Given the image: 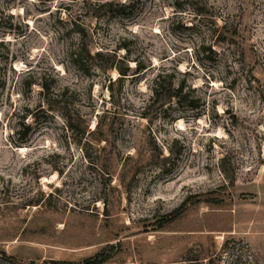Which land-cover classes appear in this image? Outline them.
Returning a JSON list of instances; mask_svg holds the SVG:
<instances>
[{
  "label": "rangeland",
  "instance_id": "374dc122",
  "mask_svg": "<svg viewBox=\"0 0 264 264\" xmlns=\"http://www.w3.org/2000/svg\"><path fill=\"white\" fill-rule=\"evenodd\" d=\"M190 1L0 0V264H264V0Z\"/></svg>",
  "mask_w": 264,
  "mask_h": 264
},
{
  "label": "trees",
  "instance_id": "16d2710c",
  "mask_svg": "<svg viewBox=\"0 0 264 264\" xmlns=\"http://www.w3.org/2000/svg\"><path fill=\"white\" fill-rule=\"evenodd\" d=\"M190 4H193L194 2L191 0L189 2ZM103 8H105V10L109 11V12H114V11H124L125 9L129 8V6H126V4H112V3H106L104 4ZM202 15V14H200ZM84 45L81 44V46L79 47V49L77 50V55L74 56L73 60L74 63L79 67H84ZM95 57L97 58H103L105 57L104 54L102 52H98ZM113 61L111 62V65H109V69L117 71L118 74L121 77H126V76H135L138 75V70L139 73L142 70V68L139 66L136 68V71L134 72L132 68H128L127 70L123 71L121 69H118L117 66V57H113L112 59ZM169 79H163L162 76H159L154 82V88H153V95L155 98V102L160 101L161 105H170V104H178V105H182L185 101H187V96L185 94H183V86H175L174 85V80H173V76H169ZM124 79V78H121ZM67 123H68V128L70 130H73L74 125L72 124L71 120L67 119ZM84 123V121H83ZM100 129V123H98V125L96 126V129ZM94 130V131H95ZM19 134V132H18ZM108 260V257L104 254V253H100L99 255H97L96 257L92 258V259H88L86 260L85 264H104L106 261Z\"/></svg>",
  "mask_w": 264,
  "mask_h": 264
}]
</instances>
